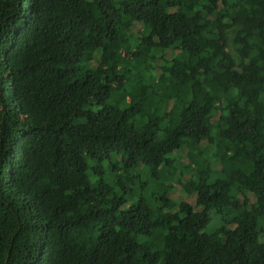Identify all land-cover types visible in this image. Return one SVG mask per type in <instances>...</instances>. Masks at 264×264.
Wrapping results in <instances>:
<instances>
[{"label":"trees","instance_id":"trees-1","mask_svg":"<svg viewBox=\"0 0 264 264\" xmlns=\"http://www.w3.org/2000/svg\"><path fill=\"white\" fill-rule=\"evenodd\" d=\"M261 218L264 0H0V264H264Z\"/></svg>","mask_w":264,"mask_h":264},{"label":"rangeland","instance_id":"rangeland-1","mask_svg":"<svg viewBox=\"0 0 264 264\" xmlns=\"http://www.w3.org/2000/svg\"><path fill=\"white\" fill-rule=\"evenodd\" d=\"M236 31L235 27H232L230 29H228L226 31V51L227 53L233 58V59H237V53L233 44V37H234V32ZM201 159H197L194 160L191 157H187L186 154H181L179 155V162L182 164H187L190 163L192 166H195L197 164H200ZM137 176H141V180L144 184H146L147 186H150L152 183L150 182V178L145 174V172L142 169H138L135 173ZM171 186H172V191H171V199L175 202V203H181V202H186L192 205V203L194 202V199L190 196L185 195L182 191H180L178 189V185L177 182H170ZM145 185V192L146 195L149 194L148 193V188ZM141 195H144L145 192L144 191H140ZM138 195H140V193H136L134 195V197H138ZM209 217H210V221L208 223V226L206 228V230L204 231L206 234H211L213 232H215L216 229L222 227V221L220 219V217L212 210L209 213ZM264 229V219L261 218L258 220V230L261 232V230ZM259 240L260 242L264 241V236L262 235V233H259Z\"/></svg>","mask_w":264,"mask_h":264}]
</instances>
